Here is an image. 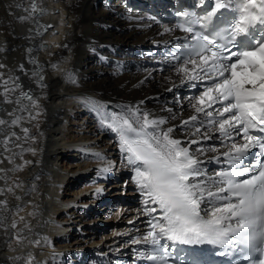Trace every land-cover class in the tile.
I'll use <instances>...</instances> for the list:
<instances>
[{
	"label": "bare ground",
	"instance_id": "1",
	"mask_svg": "<svg viewBox=\"0 0 264 264\" xmlns=\"http://www.w3.org/2000/svg\"><path fill=\"white\" fill-rule=\"evenodd\" d=\"M104 1L105 5L100 4V0H40L45 11L38 15V23H33L15 19L27 14L23 8L17 9L15 5L27 7L29 0H0V47L6 49L0 52V63L7 66L0 69V72L4 73L5 78L19 77L23 90L30 89L40 104L38 109H32L27 100H23L22 104H8L0 95V118L11 121L14 116H9L10 112L22 117L19 126L10 129L7 125L0 127V142L3 141V133L15 131L21 137L19 141L13 140L10 145L15 152L21 151L15 144H22L25 149L31 147L37 150L36 155L24 151L23 160L19 156L15 158L17 164L24 160L32 163L25 166L23 171L8 173L9 184L15 181L21 183L22 187L16 189L15 193H7L0 197L8 200L11 209L2 213L6 217L4 225L7 230L0 228V264H24L29 256L35 258L32 264H67L66 260L75 257L76 254L78 258H88L86 255L91 253V248H94L92 251L101 253V249L109 251L108 249L113 247L114 250H118L117 253L122 254L125 263L130 257L128 251L133 248L132 245L125 251L105 242L100 246L97 242L80 246L79 237L74 234L73 239L68 238L71 229L76 230V227L81 226L85 229L84 233L94 235L91 230L98 228V221L89 223L79 221L80 223L72 228L70 225L73 223H69L70 221L59 220L61 211L71 217L75 216L80 207L89 213L101 210V206L94 207L92 203L89 205V202L84 203L77 197L74 200L63 201L62 189L66 190L75 182L80 183L88 175H92L93 171L95 177L106 181L112 170L113 173L116 170L120 176L125 172L123 177L129 181L126 188H133L134 173L129 170L125 159L123 165L126 167L111 169L113 165H110L99 168V165L110 164L107 162L108 159L113 163L116 157L125 158L126 155L120 150L118 135L102 123L109 117V112L128 115L138 108L141 113H150V118L166 119L167 123L160 127L162 129L173 127L175 129L172 133L173 138L185 143L187 139L192 138L190 136L192 125L185 128L180 124L182 120L197 115L192 104L196 103L199 95L191 97L177 94L176 90L179 87L182 89L188 81L184 76L179 79L177 68L181 65L172 71H163L157 64L159 61L164 62L157 49L176 35L168 21L167 11L174 9L180 2L190 0H116L113 6V0ZM9 5L13 6L11 9L13 15H9ZM42 23L52 26L46 34L38 30ZM165 28L169 31H165ZM30 29L32 31H29ZM28 49H31L30 53ZM32 60L37 63L33 64ZM40 69L45 77L44 84L47 85L44 88L39 86L32 75L34 71ZM166 89L167 94L174 91L169 96H182V100L173 98L161 102L151 101L153 96L164 93ZM2 91L0 86V92ZM12 98L15 99L16 94H12ZM22 106H29L33 114L37 111L41 114L35 120H30L28 112L21 110ZM191 111H193L191 114L181 119ZM81 114L83 115L81 120L85 118L92 121L91 133L83 134V131L79 130L78 135L73 137L72 133L69 135L66 131L67 121L70 117H79ZM198 115L199 119L204 116L203 113ZM23 127L29 129V137H35V142L32 139L25 141L21 131ZM98 131L104 133L100 141H97L106 148L102 154L110 156L103 158L100 154L98 157H102L100 161L103 162L99 164L95 158H91L94 157L96 150H91L89 138V135ZM215 132L214 129H209L211 137ZM72 137L74 139L71 140ZM76 137L79 139L75 141ZM106 137L109 141L105 139ZM196 138L199 139V136ZM198 147H203L206 151V155L200 156L202 161L208 156L226 151V149L208 151L211 147L202 142L200 145H192L193 150ZM0 153H3L2 143ZM69 154L73 155L74 161L78 159L82 161L74 164L73 167H77L76 169L79 167L76 172L74 170L66 173L61 169L59 159L63 156L67 158ZM2 158L0 156V159ZM86 160L88 161L84 162ZM0 167L10 169L13 165L5 161ZM104 168H108V171H102ZM71 174L75 175L72 181L69 178ZM4 186V181H0V187ZM115 188L118 187H112V190ZM131 191L127 196L131 197L130 202L136 203L137 196L133 189ZM94 192L96 198L107 190L101 184L94 188ZM16 196L20 199L17 200ZM86 197L90 198L91 193L87 192L84 198ZM16 205L24 209L19 215L25 217L27 228L24 222H19L18 216H15ZM135 213L139 214V210L135 209ZM139 217L141 218V215ZM13 218L18 221L17 229L10 227ZM117 218L118 214L113 221ZM65 223H68V226H65ZM140 227L145 233L146 226L141 220ZM18 231L26 237L21 245H17L13 240ZM87 239L93 241L92 237ZM60 240H65L66 245L62 244L64 247H58ZM36 241L39 243H35Z\"/></svg>",
	"mask_w": 264,
	"mask_h": 264
},
{
	"label": "snow or ice",
	"instance_id": "2",
	"mask_svg": "<svg viewBox=\"0 0 264 264\" xmlns=\"http://www.w3.org/2000/svg\"><path fill=\"white\" fill-rule=\"evenodd\" d=\"M12 7L9 5V15H13ZM232 7V0H215L213 10L206 19ZM235 7L238 14L225 30L226 36L218 34L210 38L209 35L194 33L191 26L183 28L184 32L193 33L195 43L191 45L188 58L177 68V74L190 81L204 78L213 81L192 104L197 115L181 121L185 128L192 125V138L186 143L173 138V127H160L167 123L166 119L150 118V113H141L138 108L128 115L113 113L102 121L118 135L120 150L126 154L124 159L132 166L134 182L145 197V212L152 216L148 222L149 230L131 241L150 247V251H141L139 256L152 264H168L170 249L162 241L238 248L247 254L249 264H264V161L261 160L264 157V135L254 134H264V36L257 38L252 31L257 25L264 28V0H239ZM15 8H23L27 13L15 17L20 22L38 23V15L45 11L40 0H29L27 7L17 4ZM50 27L46 26L44 31ZM165 31L169 29L165 28ZM5 50L0 47V52ZM28 51L30 53L31 49ZM31 62L37 63L35 60ZM6 67L0 63V69ZM20 68L23 71V65ZM32 75L40 87H47L42 69ZM0 86L3 89L0 95L5 103L22 104L23 100H27L32 109L40 107L39 101L23 90L19 77L5 78L0 72ZM12 94H16L15 99ZM21 110L28 112L30 120L41 114L39 111L33 114L29 106H22ZM200 113L208 118L209 128H205L200 121ZM8 115L14 118L11 121L0 118V127L7 125L10 129L20 125L22 117L12 112ZM211 128L232 141L222 154L229 159L231 170L217 171L209 176L201 167L203 161L200 156L206 155L205 149L198 147L193 150L192 145L211 139ZM21 131L25 141L32 139L35 142V137H29L27 127ZM236 135L242 136V143L235 142ZM3 137L0 142L3 144L0 165L7 161L13 167H0V181L5 184L0 187V197L15 193L22 187L15 181L9 184L8 173L23 171L32 163L24 160L17 164L15 158L19 156L23 160L24 151L33 155L37 153L35 148L25 149L22 144H15L21 149L19 153L15 152L10 145L13 140L21 139L15 131L5 132ZM253 149L258 151L257 158L251 166H243V159ZM208 151L216 152L218 149L210 148ZM102 171L106 172L108 168ZM16 199L20 197L16 196ZM15 208V216L27 228L25 217L19 215L23 207L16 205ZM10 210L8 200L0 199V228H5V231L6 217L2 213ZM10 227L18 228L17 219L13 218ZM25 239L19 231L13 237L17 245L23 244ZM254 253L259 254L256 260L251 259ZM34 259L29 256L24 264H32Z\"/></svg>",
	"mask_w": 264,
	"mask_h": 264
},
{
	"label": "rangeland",
	"instance_id": "3",
	"mask_svg": "<svg viewBox=\"0 0 264 264\" xmlns=\"http://www.w3.org/2000/svg\"><path fill=\"white\" fill-rule=\"evenodd\" d=\"M115 2H116V0H113L112 6ZM100 4L105 5V1L100 0ZM181 76L182 75L179 76V79ZM166 92H167V89L164 91V93H161L158 96H153L151 98V101L158 100L161 102L163 100H170L173 98H178L179 100H182V98H183L182 96H175V95L169 96V94H173L174 91L169 92V94H167ZM193 111L185 114L183 117H181V119L187 117V115L191 114ZM82 116L83 115L81 114L79 117L78 116L77 117H70L68 119L67 124H66L67 125L66 129H68V130H66V131L69 135L72 133L71 135H73V137H75L78 135L79 130H82L83 134L84 133L85 134L91 133L90 127L93 125L92 121L87 120L85 118L83 120H81ZM180 126H182V125L180 124ZM187 127H191V126H187ZM103 134L104 133L101 134V131H98V132H95L93 135L92 134L89 135V138L91 139V144H90L91 150H94V149L96 150V151L94 150L95 151L94 157H91V158L92 159L95 158L97 160L98 164H99V162H103V161H100L102 159L100 157H98L97 154H99V155L101 154V156H103V158H106V156H107V154H104V153L102 154V151H104L106 148H104V146H102V143L97 142V141H100V139L102 138L101 135H103ZM82 136L83 135H80V137H82ZM73 137L71 138V140L74 139ZM78 139H79V137H76L75 141ZM105 139L107 141H109V139L107 137ZM96 146H98V147H96ZM107 157L110 158L109 155ZM108 160H107V162H110V164L99 165V168L109 167L110 165H113L112 168L110 167L111 169L122 167V165H121L122 163H120V162L118 163L117 160L113 163L111 162L110 159H108ZM87 161L88 160H86L84 162H87ZM59 162H60L61 169L66 173H70L71 171H74V170L76 172L79 169V167H78V169H76L77 167H73L74 164H78L79 162H82V161H79V159H78V161H74L73 155L69 154V155H67V158H65L64 156L62 158H60ZM116 172H117L116 170L114 171V173H113V170L110 171V173H111L110 177H108L106 179V181H103V180H100V178L95 177L94 176L95 171H93L92 175H88V177L81 180L80 183H76V182L74 183L73 182L74 184H72L66 190L62 189L61 198L63 201L74 200L77 197L78 200H82V202H84V203L89 202V205L92 203L91 205L94 207L101 206V210H98L97 212L93 211V212H89V213H87V211L85 212L82 209V207H80L77 209L75 216L71 215V217L69 216V214H65L61 211V215H59V217H58L59 220L64 221V222L70 221L69 223H73L70 225L72 228H74L75 225L80 223L79 221H82V223H84V222L89 223V222H93V221H98L97 222L98 228H96V230L95 229L91 230V233H94V235H88V234L84 233L83 230H85V229L81 228L82 226L76 227L77 228L76 230L71 229L72 232L70 233L71 235L69 234L68 238L71 237L73 239L74 237L72 236V234H74V236L77 235L79 237V241L81 242L80 246L87 245V244L91 245L92 242L93 243H96V242L99 243L98 246L105 244V243H108V244L112 243V246H117L120 248L119 250H121V249H126V248L130 247L131 245H135L131 241L140 233V231L136 225L135 209L133 211V209L127 205V201H129V197L127 196V194L129 193L128 189H130L131 187L128 189L125 188L126 185H125L124 181H121V180L119 182H116L118 180L114 181L115 177H117V176H115ZM123 174L125 175L126 173L123 172ZM74 176H75L74 174L70 175V177H69L70 181L73 180ZM113 176H115V177L113 178ZM123 176H120V177L122 180H125V178ZM101 184H103V188L105 190H107V192H105L102 196H98L95 198L94 197V195H95L94 188L99 187ZM123 185H124V188H123ZM112 187H118V188H115L114 190H112ZM87 192L91 193L90 198L89 197L84 198V196ZM130 192H132V191L130 190ZM112 194H114L115 196H112ZM119 200H122L120 202L121 205H120V203H118ZM95 212H96V214H95ZM127 212L128 213L130 212V214H128ZM116 214H118V218L115 221H113V218L115 217ZM80 216H82V217H80ZM78 217H80V218H78ZM108 219L111 221L109 222ZM65 224H66L65 226H68V223H65ZM101 230H102V232H98ZM73 231H75L76 233H74ZM79 231L81 232V236H80ZM63 233H65V232H63ZM87 237H92L93 241L90 242V240L87 239ZM107 237H109V238H107ZM103 242H105V243H103ZM63 243L66 245L65 240H60V242L58 243V247H60V246L64 247L65 245H62ZM86 248H88V247L86 246ZM92 250H94V248H92ZM108 250L109 251H107V253L111 252L110 249H108ZM100 251H101V253L104 252L103 249H101ZM83 254L84 253H82V255ZM76 258H78L77 254L73 258H68L66 260L68 263L67 262L66 263L67 264H75L78 259L79 260L82 259V257H79L78 259H76ZM82 260L86 261L87 258H84Z\"/></svg>",
	"mask_w": 264,
	"mask_h": 264
},
{
	"label": "water",
	"instance_id": "4",
	"mask_svg": "<svg viewBox=\"0 0 264 264\" xmlns=\"http://www.w3.org/2000/svg\"><path fill=\"white\" fill-rule=\"evenodd\" d=\"M46 26H48V24H47ZM25 91H28V92H30V90H29V89H25Z\"/></svg>",
	"mask_w": 264,
	"mask_h": 264
}]
</instances>
